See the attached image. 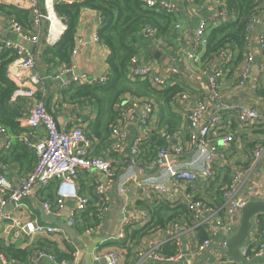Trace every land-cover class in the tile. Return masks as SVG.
Returning <instances> with one entry per match:
<instances>
[{"label":"crops","instance_id":"0c3cea01","mask_svg":"<svg viewBox=\"0 0 264 264\" xmlns=\"http://www.w3.org/2000/svg\"><path fill=\"white\" fill-rule=\"evenodd\" d=\"M173 1L179 4L181 9V19L179 17L181 28L176 31L175 45L166 46L163 39H156L153 49L148 50V48L142 46L137 57H139L142 62L156 66L159 74H163L165 69L171 68V66H176L179 73L176 75L171 74L167 79L168 83L160 87L155 85L151 80H143L135 74L133 70H130L127 77L132 81L131 85L133 87H138L141 84H148L151 89V95H142L143 97H139L141 95H136L132 92L121 93L120 100L114 107L109 104L105 110L104 120L106 123L108 122L106 131H100V129L97 128L95 132L92 133L91 124L97 120L102 109L98 107L95 100L90 101L87 97H79L77 95L79 86L84 84H78L72 81L74 74H86L89 79L92 80L109 75L110 66L108 57L110 55V49L100 39L97 40L95 38L98 36L97 32L101 24V17L98 11L90 7H83L81 9L75 33L74 48L77 49V52L73 53L72 50L69 64L59 60L52 49V46L60 40L65 32L66 29L63 32L62 30L64 25L67 28L66 23L63 25L60 21L62 24L61 30H54L53 35L56 40L55 42H49L46 39V28L41 32L33 29L32 26L28 29V32L32 34H40L38 42L30 41L35 44L32 54L35 56L36 65L32 70H22L21 74L14 80L18 85L29 79L31 73H36L41 78L42 87H39V93L32 101L26 97H19L14 101L17 105L23 106V115L19 118L23 130L16 133L12 131V129L7 128V133H0V172L6 174L12 181V184L17 187L34 168L36 164V155L32 149L24 144L23 139L34 141L36 137H38V133L41 129L33 131L31 127L25 124L24 117H27L28 109L33 107L35 102L40 99L45 92L46 107L49 101V108L53 112L54 118L60 129L75 126L83 127L91 143L89 149L90 153L94 156H100L109 160L115 167L116 175L114 178L108 179L103 173L94 169L81 170L78 173L76 187L80 194L90 197L93 208L89 213H96L99 220L95 224L86 225L87 223L84 222L83 218L84 215H82L81 212L77 215L75 223H72L69 217L75 206V201L67 199L64 207L60 211V215L56 218L59 221H66L75 229L77 234L74 237L65 230L64 235H56L53 237H16L15 232H13L14 229L9 230L7 223L2 222L0 223V239L13 243L17 247L28 248L35 252L36 247H38V240L48 238L56 242L58 247L66 252L69 251V247L74 248V261L76 264L100 263L101 259H104L103 257L108 251L115 250L120 254V264H124L126 259L124 255L126 249H124V247L127 248L128 246H116L115 244L107 245L113 241H121L110 239L111 236L116 233L120 222L126 216L131 217L134 215L137 217V219L130 222V229H141L146 221L142 219L139 211L147 209L148 206L156 205L162 197L156 193L147 191L134 181H130L127 184L125 183V191H120L121 180L125 181L129 177L130 166L133 160L137 163L134 165L133 170L140 178L160 174V167L156 166L153 161L149 164L146 162L142 164L141 147L139 154L133 155L131 152V148L141 131L139 126V115L142 112L144 102L149 101L153 105L149 127L152 130H159L160 135L161 131L175 128V130L178 131V138L172 141V146L179 145L185 150L189 147L190 130L187 122V113L192 106L191 103L193 98L203 94L206 88L207 77L216 70L222 71L219 77L220 91L226 103L233 105L246 104L254 106L264 112V96L259 94V90L264 89V74L261 72L260 67L258 68L257 66L260 62L259 56H256V61L252 64L251 78L247 84L243 87L237 85V79L243 68L247 53L250 51V46L253 45L252 50L254 51L258 49L257 34L259 31H264V22L262 19L258 20L255 25L256 29L254 30L252 41L250 42L251 44H246L243 58L240 59L238 50L225 49L210 59H204L203 54L206 47H203L200 52L201 59L198 64L194 65L191 62H183L185 52L189 51L193 46V36L198 24L216 13L220 5L210 1L203 8L193 11L184 0ZM30 2L31 0H0V4L15 5L32 11ZM198 2L200 4L201 0ZM210 29L211 28L208 29V32ZM14 34L16 33L11 29L8 18L0 13V38L11 40ZM157 50L161 52L159 58L155 55ZM68 69H72L73 71H68ZM95 84L99 83H92V85ZM30 86H32V84L27 82L26 87ZM115 110H122L124 113L123 119H119L118 117L116 123L119 124L123 121L127 124L125 128L128 137L122 145L121 151L115 150V141L111 137L112 131L110 129L113 125V114ZM223 122L228 127V131L236 134V141L224 154L229 164L222 165V158L224 156L215 163L214 168L216 177L213 181L200 179L193 183H182L184 186L182 187L184 189L183 197H187L188 199L202 198L213 207L222 200L216 191L220 185L224 184L222 186L224 187L231 178V176H229L227 180H223L225 172L227 171L226 169H231L234 164L243 163L246 166L253 165L254 167V165H256L255 171L260 174L264 166V156L255 163L253 155L254 147L264 142V126H262L264 124L256 123L261 125L257 128H254L256 126L241 124L233 112H225L223 114ZM9 136L12 140L10 146L7 145V141L10 140ZM253 141L254 143L249 144ZM190 157L191 154L187 152L182 155L172 156L177 163H183L189 160ZM2 164H6V167L2 168ZM100 184L104 187V194L108 198V201H104L103 196L99 195L97 192V188ZM58 190V182H54L44 189L41 198L38 199L33 195L26 196L23 198L19 207L15 205L11 209L6 208L8 203L11 202L8 201L6 205L0 206V211H10L14 217H19L24 222L35 219L44 225H56L54 222L45 220L47 215L43 209L42 201L45 199L52 202L55 201L58 196ZM244 192V194L250 195V197H259L257 191H252L251 184L244 187ZM183 197L172 196L164 198L173 203H177V201L183 199ZM65 214H68V217ZM114 218H116L115 225L113 222ZM176 221H179L183 227V230L178 233L180 239L179 244L186 253L185 257L178 264H193L199 261L205 254L204 253L196 259H191L188 255L191 248L199 240L197 230H189L188 228L191 227V223L187 220ZM86 231H88V233ZM171 236L172 231L169 228H157L145 234L141 241L133 239V241L128 242L130 247L127 248V252L130 253V256L127 259L133 264H145L150 262L145 260L141 261L140 254L150 250L156 244H161L162 246L164 243L171 240L173 241V239L170 240ZM221 237L222 236H219L214 243H217V240H220ZM126 238L128 237L126 236ZM221 256H223L222 252L218 249H214L211 251L207 261L211 262ZM259 261L262 262L263 260ZM29 262L32 264L30 260ZM256 262H258V260H256ZM39 264L57 263L48 258H41Z\"/></svg>","mask_w":264,"mask_h":264},{"label":"built area","instance_id":"2783aa9c","mask_svg":"<svg viewBox=\"0 0 264 264\" xmlns=\"http://www.w3.org/2000/svg\"><path fill=\"white\" fill-rule=\"evenodd\" d=\"M84 1V0H82ZM213 1L220 5L219 10L207 19L202 20L194 33L193 46L183 57V62H191L198 64L201 55L200 52L208 43V29L218 25L231 16L230 11L224 0H186V3L193 11L203 8L208 2ZM65 2L73 3V0H31L32 5V28L41 32L46 28V39L49 42H55L54 24L55 21H61L64 25L66 21L57 15L56 5ZM146 6L155 7L166 10L169 13L180 14L179 4L173 0H143ZM11 29L21 38L38 42L39 33H30L15 18H8ZM176 28L180 29L181 24L176 23ZM66 29L64 28L62 32ZM255 25L249 24L246 28V44H251ZM148 33L154 35V30L148 28ZM99 40L98 36L95 37ZM258 49L252 50L250 46L243 68L237 79V85L243 87L251 78L252 64L256 61V56L260 59V70L264 74V31L257 34ZM5 50H12L17 57L8 66V75L15 82L21 71L24 69L32 70L36 65V59L30 53L27 47L19 42L10 39L0 38V53ZM77 49H73V53ZM132 70L140 78H149L157 86H165L170 75L179 73L176 66L165 69L163 74H159L157 67L152 64L142 62L139 57L132 60ZM68 71H73L68 69ZM155 73V74H154ZM222 71L216 70L207 77L206 88L201 95L193 98L192 106L187 113V122L189 125V147L185 150L182 146H172V141L178 138V131L169 132L161 131L162 137L168 141V145L160 148L153 160V163L160 167V174L145 178H140L133 170L136 161H132L130 166V175L124 181L121 180L120 191H125V183L134 181L137 185L144 187L151 193L162 196L160 199L168 200L164 197H183V184L193 183L200 179L213 181L216 177L215 163L221 159L226 150L236 141V134L228 131L227 126L223 122V114L225 112H233L237 116L239 123L245 125H253L256 123L264 124V112L254 106L240 104L233 105L226 103L220 91L219 77ZM109 80L108 76L99 79H89L86 74H74L73 82L78 84H105ZM27 82L32 86L26 87ZM16 83V82H15ZM39 87H42V81L38 74L31 73L29 79L17 85V89L12 95V101H16L19 97H26L30 101L39 93ZM46 93L35 102V105L28 109L27 117H24L26 125L31 127L33 131H41L38 137L33 140L23 139L24 144L32 149L36 155V164L29 172L28 176L17 187L12 181L0 172V204L6 205L8 201H14L16 207L20 206L23 198L33 195L41 198L42 192L49 185L58 182L59 190L55 201L43 200L42 206L48 216L58 217L60 211L64 207L67 199L75 201V206L69 217L72 223H75L77 215L88 209L91 202L90 197L82 195L76 187V178L81 170L94 169L103 173L106 178L112 179L116 175L115 167L112 163L100 156H94L90 153V140L83 127H65L58 129L54 116L47 111L45 103ZM186 97V96H184ZM153 112V105L149 101L144 102L142 112L139 115L140 134L136 138L131 148L133 155L138 154L139 146L151 137L153 130L149 127L150 115ZM126 122L117 124L113 130L111 137L113 138L116 151H121L122 145L127 140L128 133L126 130ZM0 133H7V128L0 121ZM9 134V133H8ZM213 134V135H212ZM216 135V136H215ZM10 137V136H9ZM12 140L7 141V145H11ZM185 152L190 153L189 160L183 163L175 162L173 155H182ZM254 160L257 163L264 156V143L257 144L253 150ZM229 164V161L222 158V165ZM6 164H2L5 168ZM256 165L246 166L243 163L234 164L231 168L230 180L222 187L221 203L213 207L202 198L183 199L177 201L185 202L188 205L190 216L192 218L189 230L204 227L207 237L198 240L191 248L188 255L191 259L202 256L208 248L216 242L219 236H222L217 243L225 246L227 239L233 233L240 219V211L242 207L252 199L264 200V166L262 172L258 174ZM169 184V185H168ZM251 184L252 191H257V198L244 194V187ZM99 195L103 196L104 201L108 198L104 194V187L100 184L97 188ZM144 221H148L150 213L147 209L139 211ZM137 219L134 215L126 216L119 224L118 230L110 239L123 240L127 236V228L130 222ZM6 222L9 230L14 229L16 237L29 236L33 237H53L56 235H64L65 231L54 224H41L35 219L22 221L19 217H14L10 211H0V223ZM167 228L172 231L170 240L176 243V251L172 255H165L161 250V244L154 245L150 250L140 254V260L161 263L178 264L186 255L184 249L179 244L178 233L183 230L179 221L171 223ZM88 233V231H86ZM223 256L211 262L206 261L202 264H243L234 261L228 254L222 253ZM245 264H264V233L255 232L252 239L245 244L242 251ZM41 258H48L57 264H76V262H67L65 260L58 261L57 256L45 250H39L36 254L30 256L32 264H39ZM105 264H120V254L118 251L110 250L104 255ZM258 260V262H256ZM259 260H263L260 262ZM0 264H17L7 258L4 252L0 250ZM139 264V263H137Z\"/></svg>","mask_w":264,"mask_h":264},{"label":"trees","instance_id":"16d2710c","mask_svg":"<svg viewBox=\"0 0 264 264\" xmlns=\"http://www.w3.org/2000/svg\"><path fill=\"white\" fill-rule=\"evenodd\" d=\"M184 1L186 2V0ZM224 1L231 16L228 20L210 27L208 43L203 54L204 59H210L225 49L238 50L240 59L243 58L247 43V26L249 24L256 25L258 20L261 19L264 22V0ZM83 7L96 9L100 14L101 24L98 28L97 35L110 49V55L108 57L110 66L108 82L105 84L80 85L77 93L79 97H87L90 101L95 100L98 107L102 109L97 120L91 124L92 133H94L97 128L100 131L107 130L108 122L106 123L104 120L105 110L109 104L114 107L120 100L121 93L132 92L136 95H141L139 97H143L142 95H151V89L148 84H141L138 87L131 85L132 81L128 79L127 74L130 70L132 71V60L137 57L142 46L148 48V50L153 49L156 39H163L166 46H174L177 31L176 23L180 21L179 17L181 19V13L174 14L155 7H148L143 0H84L73 3L61 2L56 5V13L66 21L67 28L60 40L52 46V49L59 60L67 64L70 63V53L75 45L77 21ZM0 13L6 18H15L26 29L32 26L33 14L30 9L20 8L15 5L0 4ZM148 28L154 30V35L147 32ZM16 57V53L12 50H5L0 53V121L6 128H10L12 131L18 133L23 130L21 128V121L19 120L23 115V106L17 105L12 101V95L17 89V84L8 75V66ZM142 79L149 80V78ZM259 94L264 96V89L259 90ZM122 110H115L111 131L117 125V118L123 119L124 113ZM168 130L169 132L176 131L175 128ZM164 140L165 138L159 134V130H153L151 137L139 146L138 154L142 148V164H145V162L149 164L154 160L157 151L169 144L168 141L165 140V142ZM226 170L223 180H227L231 173L230 168ZM223 185H220L216 191L220 198ZM159 200L156 205L147 207L150 218L144 223L145 225L141 229H130L128 226V238L121 241H113L107 245L115 244L116 246H128L127 248H129L130 245H128V242L133 241V239L141 241L149 231L157 228H167L173 221L187 220L192 223L187 203H173L169 200ZM92 208V202H90L88 211L85 210V212L83 211L81 213L84 215L83 218L84 222L87 223L86 225L95 224L99 220L96 213H89ZM196 230L200 240L207 237V232L204 227H199ZM255 232L264 233V214L258 217V226ZM37 244L38 247H36L35 252L45 250L56 255L58 261L65 260L69 263L74 262L75 249L72 247H69V251L66 252L61 250L56 242L48 238L39 239ZM127 248L124 247L126 249L124 252L126 258L124 264H133L127 259L130 256ZM0 250L5 253L9 260L15 261L17 264H30V256L35 253L28 248L17 247L4 239H0ZM160 251L165 255H172L176 251V243L172 240L164 243Z\"/></svg>","mask_w":264,"mask_h":264},{"label":"water","instance_id":"95a60500","mask_svg":"<svg viewBox=\"0 0 264 264\" xmlns=\"http://www.w3.org/2000/svg\"><path fill=\"white\" fill-rule=\"evenodd\" d=\"M18 35L14 34L11 40L15 42H19L23 44L25 47H27L32 54L33 48L35 46L34 43H31L28 39H21ZM155 55L157 58L160 57L161 52L157 50L155 52ZM260 62L257 64L258 68L260 67ZM47 111L52 116H54L53 112L49 108V101L47 103ZM58 129H60L59 125H57ZM16 203L14 201H11L8 203L6 208L11 209L13 206H15ZM1 206V204H0ZM11 206V207H10ZM264 214V200L263 199H252L249 200L241 209L240 211V219L239 224L236 228V230L231 233L227 239L226 245L221 246L220 243H213L208 250L205 252V254L202 256V258L193 263V264H202L206 262L210 256V253L214 249L220 250L222 253L228 254L234 261L240 262L245 264V258L242 254V251L245 247V244H247L253 237V234L255 233L257 226H258V217L260 215ZM66 216L68 214H65ZM68 217V216H67ZM46 221L54 222L56 225L61 227L63 230H65L67 233H69L72 237H74L77 233L75 229L70 226L66 221H59L56 217L48 216L45 218ZM114 225L116 224V218H114ZM101 264H105V260L101 259ZM99 262H96V264H100ZM145 264H173V263H161V262H147Z\"/></svg>","mask_w":264,"mask_h":264},{"label":"bare ground","instance_id":"6f19581e","mask_svg":"<svg viewBox=\"0 0 264 264\" xmlns=\"http://www.w3.org/2000/svg\"><path fill=\"white\" fill-rule=\"evenodd\" d=\"M61 25H62L61 22L58 21V20H56V21H55V24H54V30H55V31H60L61 28H62ZM57 35H59V34H57ZM55 36H56V35H55ZM57 37H58V36H57Z\"/></svg>","mask_w":264,"mask_h":264},{"label":"rangeland","instance_id":"374dc122","mask_svg":"<svg viewBox=\"0 0 264 264\" xmlns=\"http://www.w3.org/2000/svg\"><path fill=\"white\" fill-rule=\"evenodd\" d=\"M258 125L259 124H255V125H252V126H256V127H254V128H257L258 127ZM253 128V127H252ZM251 143H254V141L253 142H250L249 144H251ZM264 142H261L260 144H263ZM255 148V147H254Z\"/></svg>","mask_w":264,"mask_h":264}]
</instances>
